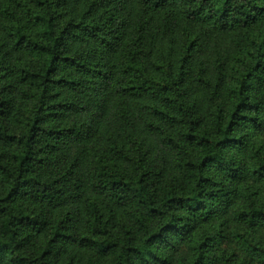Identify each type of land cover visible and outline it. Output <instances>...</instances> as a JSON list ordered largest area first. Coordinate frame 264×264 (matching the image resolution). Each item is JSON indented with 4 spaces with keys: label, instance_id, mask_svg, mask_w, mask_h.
I'll return each mask as SVG.
<instances>
[{
    "label": "trees",
    "instance_id": "obj_1",
    "mask_svg": "<svg viewBox=\"0 0 264 264\" xmlns=\"http://www.w3.org/2000/svg\"><path fill=\"white\" fill-rule=\"evenodd\" d=\"M32 3L40 39L18 27L16 45L42 59L20 72L37 93L16 134L4 121L15 90L0 84V139L18 146L0 155V264H85L79 252L95 249L114 252V264L163 262L152 248L165 231L179 232L184 219L188 231L189 216L224 207L207 200L216 185L207 170L237 172L222 151L241 144L232 135L239 121L259 126L245 113L257 112L248 86L263 54L254 66L250 53L238 54L246 55L239 35L264 20L262 0ZM253 173L263 179L264 163ZM20 196L48 213L17 208ZM240 217L264 223L260 208ZM128 218L140 235L130 232L121 245L111 231ZM26 230L42 234L32 254L23 250ZM208 243L198 244L193 264L204 261Z\"/></svg>",
    "mask_w": 264,
    "mask_h": 264
},
{
    "label": "rangeland",
    "instance_id": "obj_2",
    "mask_svg": "<svg viewBox=\"0 0 264 264\" xmlns=\"http://www.w3.org/2000/svg\"><path fill=\"white\" fill-rule=\"evenodd\" d=\"M262 3L264 4V0ZM59 9L64 10L66 15L68 14L69 8H66L65 4L62 6V1ZM36 11L32 0H0V84L1 86L11 85L15 90V95L10 96L12 97L11 110L7 112L4 121L11 133L15 134L25 124L27 113L24 103L29 101L33 92L37 93L30 84L20 81V72L37 67L42 59V56L27 50L24 45L22 48L17 47L16 28L20 27L25 35L30 34L31 37L40 39L33 24ZM239 36L243 51L246 48L244 51L246 55L240 53L238 56L249 59L247 54L250 53L253 60L249 61L254 66L263 54L261 60L264 62V20ZM248 94L251 96V102L257 104V112L252 115L250 111H247L245 115L253 116L258 120L259 126L246 120L239 121L232 135L234 140L241 144L237 149L227 148L222 151L223 156L237 172L233 175L222 167L215 166L207 170L209 177L216 182V185L212 183L207 188L209 193L207 200L215 205L223 202L224 207L221 211L214 209L211 219L208 215H201L198 218L189 216L187 224L191 223L192 229L188 231L183 232L185 219L182 224L179 222L181 226L179 232L165 231L164 237L156 241L152 248L156 255L164 261H156L155 264H193L198 257L196 250L198 244L207 238H209V243L204 250V261L201 264H264V254L260 252H264V223L259 222L251 226L240 217V214L247 211L249 207L260 208L264 211V178L258 179L253 173L260 161L264 163V67L257 71V75L249 81ZM16 150L18 146L14 143H7L0 139V155H10ZM194 151L195 149L192 150ZM5 190L6 185L0 178V196ZM226 204H233V209L229 213L226 210ZM15 206L31 213L41 211L48 213L49 209L39 200H31L22 196L15 200ZM136 212L141 213L142 211L136 208ZM131 215L132 212L129 216ZM144 215L147 213L144 212ZM155 224L157 225L155 230L159 231L158 226H161L162 219ZM44 229L48 231L50 227ZM113 231L114 238H119L121 245L132 234L140 235L137 222L131 218H128L127 223L123 222L118 225L111 233ZM89 232V237L92 236L91 233L96 234L94 230ZM24 235L29 238L23 243V250L28 254L37 252V248L43 245V239L40 237L42 234L39 231L26 230ZM49 236L50 234L47 238ZM101 239L108 240L109 238L102 237ZM79 253L86 256L85 264H114L116 260L114 252L104 253L95 249V251ZM134 262L140 264L137 260ZM71 264L81 263L78 261Z\"/></svg>",
    "mask_w": 264,
    "mask_h": 264
}]
</instances>
